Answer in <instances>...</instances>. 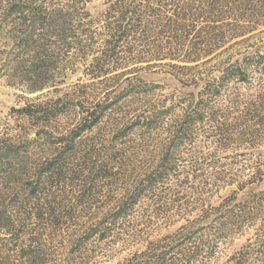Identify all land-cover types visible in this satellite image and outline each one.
<instances>
[{
	"label": "trees",
	"instance_id": "16d2710c",
	"mask_svg": "<svg viewBox=\"0 0 264 264\" xmlns=\"http://www.w3.org/2000/svg\"><path fill=\"white\" fill-rule=\"evenodd\" d=\"M105 3V9L92 18L89 11H81L84 0H0V32L6 29L11 41L9 65L7 55L2 56L7 52L0 51V75L9 67V74L32 85L28 89L32 93L49 79L59 58L67 59L72 52L83 61L93 57L89 68L94 79L109 75L115 68L132 73L131 65L164 64L186 70L183 77L188 79L183 82L194 86L202 81L203 86L197 95L190 92L188 97L151 112L148 117L142 112L125 127L116 126L112 130L113 139L104 142L99 139V133L83 140L79 137L96 128L99 117L107 109L115 108L116 101L108 102L106 98L103 101L98 96L85 103L82 94L75 128L60 137L38 133L45 139L41 143L42 161H32L28 155L30 142L14 145L18 165L16 185L25 190H17V200L20 194L27 195L17 201L21 205L19 237L16 233L14 239L20 240L21 264H53L51 259L57 262L59 255L65 258V264H92L95 254L103 253L100 244L123 241L122 223L131 217L139 203L148 201L151 207L157 204L153 213L162 218L192 208L188 201L181 202L185 194L168 196L175 189L168 183L178 174V146L191 140L194 129L205 120L215 126L211 133L216 135L215 143L221 150L264 143V79L261 80L264 51L200 69L230 41L244 38L264 26V0H107ZM214 70L218 71L217 75H206H212ZM52 106L43 117L35 106L28 104L16 111L31 119L49 120L63 110L58 104ZM166 115L171 119L170 128L161 129ZM132 127L138 128L136 143L124 147V138H129L128 130ZM158 129L162 133L170 132V139L157 136ZM149 138L155 143L152 149L143 145ZM153 151L159 152L154 159ZM244 173V169H217L215 181L224 186L237 184V190L216 206L201 199L200 212L195 218L148 242L146 247L135 250L117 264H209L220 245L232 243L236 235H243L245 229L258 221L264 224V191L250 192L242 201H237L235 196L249 184L261 181L263 173L258 168L245 180H239ZM99 178L109 181L110 190L104 200L99 198ZM68 186L71 192L66 190ZM217 188L212 191L216 192ZM43 198L50 204L46 212L42 210ZM33 208L34 215L43 220L46 228L27 225L32 220ZM83 217L88 222L72 228ZM143 222L148 226L153 224L152 218ZM13 227L8 214L0 215L1 230L11 232ZM141 232L142 228L136 230L129 242L138 241ZM45 237L52 242L60 241L66 251L50 250ZM222 264H264V235L254 242L247 240Z\"/></svg>",
	"mask_w": 264,
	"mask_h": 264
},
{
	"label": "rangeland",
	"instance_id": "374dc122",
	"mask_svg": "<svg viewBox=\"0 0 264 264\" xmlns=\"http://www.w3.org/2000/svg\"><path fill=\"white\" fill-rule=\"evenodd\" d=\"M77 1L80 2L82 0ZM106 1L84 0V8L81 11H89L92 18H96L98 13L105 9ZM10 46L11 41L7 37V30L4 29L0 32V51L7 53H2V56L7 55L8 57ZM262 51H264V26L247 34L244 38L230 41L223 48L217 50L210 57L212 58L210 62L201 65L200 69L202 68L201 71H203L205 68H212L213 65L229 58L233 62L237 59L242 60L247 54L251 55ZM67 57V59H63L64 56L59 58L61 60L50 72L49 79L44 81L41 89L32 93L28 90L31 89L32 85L29 83L24 84V81H20L9 74V67L4 68L0 75V174L2 175H0V215L3 213L5 215L8 214L10 222L14 225L11 232H9L10 229H0V264H21L20 240L16 241L14 239L17 235L16 233H18L19 237L18 212L21 205H17V201H21L20 198H25L27 195L20 194L17 200V190L20 191L22 189L23 192L25 190L21 186L18 187L16 185L17 172H15V168L18 165L15 162L14 145L16 146L20 143L27 145L26 141L30 142L27 147L28 155L33 159L32 161H42L43 155L40 153L42 151L41 143H44L45 139L38 136V133L47 132L49 136L52 133L53 137H60L67 135L69 130L75 128L74 126H77L78 123L77 118L80 116L78 104L82 94L84 95L85 103L98 96L103 101L105 98L108 102L116 101L115 108L107 109L99 117L96 128L84 132L79 137V140H83L90 135L99 133V139L104 142L105 140L113 139L111 137L112 130H115L116 126L125 127L132 122L136 115L142 114V112H144V116L148 117L151 112L164 109L175 101H181V98L188 97L190 92H194L197 95V91L203 86L202 81H199L194 86L191 82H183L188 79L183 77L187 72L186 70L171 68L164 64L151 66H146V64L131 65L129 69L132 68L130 70V72L133 71L132 73L115 68L116 70L113 69L114 72L109 75L94 79L89 68L92 64V56L83 61L79 59L80 56H75L74 53L70 52ZM7 61L9 65V57ZM217 74L218 71L214 70L212 75L209 73L206 75L214 76ZM261 78V80L264 79V74ZM107 88L109 90L106 91ZM103 90H105V93H103ZM241 91L244 90L242 89ZM102 99L99 100L102 101ZM27 104L35 106L33 108L39 110L42 117L52 109L54 104H58L63 110L56 112V115L51 116L49 120H35L36 117L31 119L24 113L16 111L17 108H22ZM184 104L186 103L181 105ZM163 119L164 121L160 128H170L171 119L169 115H166ZM214 127L213 123L208 120L198 124L194 129L193 138L183 142L176 150L179 156L176 161L178 174L169 180L168 185L175 189L168 196L182 197L185 194L181 202L186 203L188 201L189 206L192 208L188 207L184 212L181 209L178 212L170 213L166 218H162L153 213L157 204L151 207V202L143 201L139 203L131 217L122 223L123 232H121V236L123 241L118 244L106 241L100 244L103 247V253L95 254V263L92 264H117L134 253L135 250L146 247L148 242L168 235V233L175 231L176 228L188 222V220L195 218L200 212L201 199L205 200L207 204L216 206L222 201L221 199L232 193L233 190H237V184L224 186V184L215 181L217 169H233L234 171L244 169L245 175L239 180L248 178L251 171L255 169L259 168L262 171L263 177L261 181L249 184L247 188L236 193L237 201H242L250 192L264 191V143L251 148H240L237 150L231 148V150L224 151L216 146V135L214 136L211 133ZM128 131L130 136L129 138L125 137V140L123 139L124 147L135 144L136 141L134 140L138 137L137 127L134 129L132 127ZM156 133L162 139H170V132H163L165 133L163 134L158 129ZM151 138L143 143L144 147L153 148L155 143ZM158 153L153 151V159ZM195 167L199 170L196 171ZM143 168H145L144 165ZM26 172L29 174V171ZM108 182L102 178L97 180V187L101 193L99 198L102 200L109 193L110 186H108ZM215 187H218L216 192L212 191ZM44 190L47 192L46 189ZM66 190L71 192V187L68 186ZM76 192L78 193V191ZM41 202L43 203L42 210L46 212L45 210L50 205L47 203L49 201H45L43 198ZM63 202L68 204L65 199ZM26 205V208L29 209V202ZM34 207H37V205L35 204ZM78 208L82 209V206H78ZM31 211L33 213L32 220L27 221L29 228H46L43 220H38L37 216L34 215L36 213L35 208ZM81 211L77 214L80 215ZM150 218H152L153 224L148 226L143 221L145 219L149 221ZM79 220L76 225H72V228H77L79 224L88 222L86 217ZM261 223L262 221H258L254 226L245 229L243 235H236L232 243L220 245L215 254V259L211 260L209 264H222L227 257L232 255L234 250L247 240L254 242L257 239H261L264 235V224ZM140 228H142V232L139 233L138 241L135 243L129 242L135 236L136 230ZM45 240L46 247L50 250L66 251V249H62L60 241L52 242L46 237ZM61 256H58L57 262L51 259L53 264H65L66 260Z\"/></svg>",
	"mask_w": 264,
	"mask_h": 264
}]
</instances>
